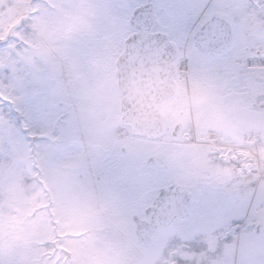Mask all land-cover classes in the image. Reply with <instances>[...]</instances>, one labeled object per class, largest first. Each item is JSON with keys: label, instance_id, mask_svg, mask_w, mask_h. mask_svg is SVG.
Returning a JSON list of instances; mask_svg holds the SVG:
<instances>
[{"label": "flooded vegetation", "instance_id": "flooded-vegetation-1", "mask_svg": "<svg viewBox=\"0 0 264 264\" xmlns=\"http://www.w3.org/2000/svg\"><path fill=\"white\" fill-rule=\"evenodd\" d=\"M149 1L192 6L194 33L205 19L195 6H211L219 19L206 30L219 37L216 47L225 50L211 56L202 47L189 48L187 65L180 63L178 52L168 67L132 64L124 62V37L116 58L105 62L107 71L92 76L100 86L91 93L104 95L111 85L117 98L113 105L97 104L114 107L113 114L100 121L107 124L104 140L91 142L76 125L78 106H66L74 108L62 114L61 123L71 114L75 126L56 142L60 152L69 146L76 155L70 170L88 165L93 148L107 157L111 152L110 165L118 166L127 158L124 137L134 136L125 133L129 126L122 122L116 70L121 77L133 73L145 83L149 80L145 77L160 74L164 79L160 84L169 92L159 104L165 134L149 139L153 152L138 169H146L151 182L110 183L100 193L103 214L90 219L105 225L101 249L116 255L114 264H264V72L253 71V62L264 60V0ZM159 143L165 145L164 163L159 161ZM102 161L98 158V165ZM108 163L104 159L95 171L90 161L86 173L77 174L101 179ZM169 186L164 203L155 206L161 189ZM155 222L172 224L143 242Z\"/></svg>", "mask_w": 264, "mask_h": 264}, {"label": "rangeland", "instance_id": "rangeland-1", "mask_svg": "<svg viewBox=\"0 0 264 264\" xmlns=\"http://www.w3.org/2000/svg\"><path fill=\"white\" fill-rule=\"evenodd\" d=\"M144 1L125 0L134 6ZM47 3L52 6L51 11H41L31 21L29 47L22 54L24 65L35 78L55 82L52 101L59 106L58 115L74 108L66 106L77 105L80 120L76 125L91 142L103 141L107 124L100 121L110 117L114 107L97 104L113 105L117 98L111 85L104 95L91 93L95 85L100 86L92 76L94 72L105 73L109 66L105 62L116 58L127 34L125 21L98 11L96 6L101 0H47ZM32 12V0H0V33L11 30ZM84 41H87L86 48ZM253 71L264 72V68L255 67ZM70 116L58 126L59 137L69 136L75 126ZM111 125L109 119L110 133ZM8 135H11L10 156L0 158V264L10 261L48 264L49 257H53L51 264L56 261L59 264H114L116 255H108L101 249L105 225L91 221L90 217L102 216L104 197L100 193L107 184L151 182L145 176L146 169H138L149 160L153 142L126 135L123 145L127 158L118 166L116 161H113L116 166L110 165L111 152L107 157L106 152L93 148L88 165L70 170L71 157L76 155L69 146L60 152L56 141L29 145L24 137L10 134L0 124V136ZM156 147L159 161L164 163L165 145L159 143ZM98 158L103 159L100 166L104 159L109 162L105 175L101 179L96 176L89 179L88 174L85 179L80 178L78 170L86 173L91 167L90 161L95 164V171L99 170Z\"/></svg>", "mask_w": 264, "mask_h": 264}, {"label": "snow or ice", "instance_id": "snow-or-ice-1", "mask_svg": "<svg viewBox=\"0 0 264 264\" xmlns=\"http://www.w3.org/2000/svg\"><path fill=\"white\" fill-rule=\"evenodd\" d=\"M32 6L30 15L22 17L11 30L0 33V124L10 134L24 137L27 144L39 145L60 139L57 128L62 122V115H58L59 106L52 101L55 82L35 78L22 59L23 52L29 47L32 19L41 11H51L52 8L47 0H32ZM96 7L114 19L125 21L126 45L154 43L165 52H178L183 65L191 62L187 49L204 47L212 50L219 42V37L212 30H206L219 19L208 5L195 6L199 15L205 18L200 31L196 33L191 26L192 6L155 3L151 5L152 11L143 12L140 19L136 18L137 13L133 9L142 11L149 6H134L125 0H101ZM86 46L87 41H84L83 47ZM10 148L11 135L0 136V158L8 159ZM150 213L149 209H145L146 216H150ZM52 260L53 257H49L48 264ZM9 264H15V261Z\"/></svg>", "mask_w": 264, "mask_h": 264}, {"label": "water", "instance_id": "water-1", "mask_svg": "<svg viewBox=\"0 0 264 264\" xmlns=\"http://www.w3.org/2000/svg\"><path fill=\"white\" fill-rule=\"evenodd\" d=\"M141 5H147L148 8L140 9L134 8L136 11L137 19H140L143 12H151L152 3L146 2ZM202 49L215 56L220 54L225 48L215 47L212 50L202 47ZM176 53L165 52L161 47L154 43H139L136 45H127L125 53V63H166L170 64L171 59ZM131 59H127V58ZM166 58V61L163 60ZM133 72V70H132ZM148 83L142 77H134V74H125L119 78V92H120V104L123 114V120L131 125L133 132L140 135H146L148 137L156 136L161 131V118L159 115L157 105L165 97V89L160 84L164 79H161L160 74L156 77L150 74ZM174 185H179L175 182ZM173 187V186H172ZM169 187H164L156 197L154 201L155 206H159L166 200V191ZM171 222L159 223L155 222L151 224V231L148 233L147 239H143V242L150 240L155 232L161 227H167L171 225ZM147 236V235H146ZM141 237V234H140Z\"/></svg>", "mask_w": 264, "mask_h": 264}, {"label": "bare ground", "instance_id": "bare-ground-1", "mask_svg": "<svg viewBox=\"0 0 264 264\" xmlns=\"http://www.w3.org/2000/svg\"><path fill=\"white\" fill-rule=\"evenodd\" d=\"M257 63V62H256ZM164 64V63H163ZM164 65H167V67H168V64H164ZM168 69V68H167Z\"/></svg>", "mask_w": 264, "mask_h": 264}]
</instances>
